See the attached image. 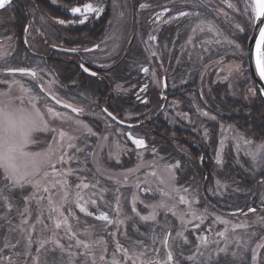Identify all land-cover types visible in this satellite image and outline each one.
<instances>
[{"label": "rangeland", "instance_id": "374dc122", "mask_svg": "<svg viewBox=\"0 0 264 264\" xmlns=\"http://www.w3.org/2000/svg\"><path fill=\"white\" fill-rule=\"evenodd\" d=\"M135 2L139 4H146L148 7L140 8L142 11L138 17H141L140 22H136ZM207 8L192 7V4L182 3L181 0H112L110 5L112 7V16L108 23V28L99 43L97 50H91L83 55L85 61L97 69L103 70V77L109 75L106 70L115 65L116 61L122 60L128 51L132 50L133 56L140 57L139 62L135 68L138 74L142 77L141 88L135 95L136 102L139 100L144 104L143 100H148V93L151 91L153 96H157L159 100L156 116L149 115L148 118H157L160 115L167 123L169 130L174 128H180L188 131V128L195 129L192 137L183 136L187 145L197 148L198 150H212V155H206L203 153L201 157L197 159L199 166L203 168L204 159L208 157L210 161L215 164L214 170L220 172L225 168V164L229 161L227 158H232V163L241 165L244 167H250L248 174L256 175L264 173V152L257 154L254 161L250 153L257 152L260 145L264 144V141H256L252 136H248L246 132L239 130L236 126L230 122H221L218 118L211 119L213 116L205 117L202 115L204 112L199 103L205 104L204 100L198 93L184 94V99L174 98L178 92H183L181 88L186 87L190 82L197 81L199 88H194L193 91L198 90L205 98V94L210 97L212 85L217 83L226 84L230 90L231 96H249L255 95V84L252 77L247 72V60L246 49L243 48V53L237 52L234 47H229L227 40L231 39L235 42L237 38L246 34L249 26L253 23L249 22L248 17L251 16V11L248 15H241L240 12H234L228 8V0H204ZM250 3L251 0H248ZM94 6L100 2L99 0H92ZM233 3V2H232ZM234 4V3H233ZM59 6L63 7V4ZM104 6V4H103ZM238 8L239 6L236 5ZM83 7V6H82ZM241 10L243 5H240ZM166 9L168 11H166ZM219 9V12L216 10ZM105 11V7H104ZM180 11L199 12L201 15L180 17L174 19L179 15ZM27 12L30 13V20H26L24 23V29H26L29 23L28 43L30 51L33 54H38L46 57H53L57 59H65L71 61V57H66L58 54H51L50 49L52 47H64L61 38L62 34L68 27L81 26L84 24H66L61 25L57 21L51 19L47 15L40 14L35 7L29 6ZM70 12V11H69ZM104 13V12H103ZM228 14L226 19L223 15ZM103 15V14H102ZM101 15V16H102ZM100 16V18H101ZM74 20H78L79 17H73ZM12 20L11 13L5 12L0 14V79H7L8 84H0V91H7L12 97H23L25 104L28 103L29 96L37 94L38 99L35 101L37 107L41 113L45 116L50 128H55L58 131H63L69 136L75 137L72 141L77 147H82L83 151L77 152L75 148L67 149L68 155L74 158L66 164H57V168L74 169L82 171L73 172L68 176L69 182V196L65 201L62 210L64 214L69 217V223L72 226V230L76 232L79 239L85 241L104 239L106 241L107 253L105 254V260L110 261L112 254L115 252V241L109 233L116 231L117 225H106L104 222L97 221L94 218L95 214L100 212H107L109 217L114 221L116 219H125V224L120 226L119 231L116 234V239L125 247L131 248L133 240H142L144 245L147 246V255L149 257L154 256L153 247L160 249V256H165V251L161 247L159 240L163 239V236L171 231L172 237L170 243H173L174 254L178 250L175 245H180V249L183 250L185 256H192L195 254L196 248L199 242L196 240L197 236H207L209 244L207 247H202L201 251L205 253V256H216L219 248H223L229 241V250L231 252L246 254V264H253L251 261L252 250H258L260 257L262 258L261 264H264V248L257 249V245L264 242V180L262 185H257V196L248 200L245 205L247 208H251L253 204H258V209L255 212H246L247 214L232 216L231 213L237 211L236 201H231L225 198L234 197L240 191L234 190V192L227 194L228 187L226 182L222 179V176L214 174L210 178V185L208 184L209 177L207 175L201 176L199 180H196L194 172L191 171V165L194 160L189 157L188 166H182L180 162L173 160L167 153L165 146L161 149L158 148L153 152L150 149L147 140L144 137L143 129L145 122H151V120L138 122L140 116L128 114L122 117L120 120L130 124H141L136 128H123L114 124L103 112V108L107 109L102 102H100L99 96L96 94L97 88H88V90L79 91L77 89L62 88L57 82L58 72L53 66L46 67L44 61H35V56L28 54L26 50L22 48V44H15L14 42L21 39V36L15 32H12ZM97 20L94 16H90L88 22ZM203 20L205 23L209 21L215 22L219 28V34L208 32L207 30L201 32L196 26ZM229 20L233 21L230 25ZM167 21V23H166ZM87 22V23H88ZM236 25H239L244 29L243 33H240ZM170 27L171 31H175L174 37L169 33L164 32V28ZM252 27V29H253ZM193 29H196L193 31ZM137 30V31H136ZM136 31V35L133 34ZM252 31V30H251ZM251 31L248 32V38ZM174 34V33H173ZM150 36H155L156 40H150ZM221 41L217 44L216 41ZM180 43V46L168 44ZM182 44V45H181ZM18 48H21L17 51ZM89 49V48H87ZM85 49V50H87ZM152 52H156V56L152 55ZM27 56H31L28 59ZM145 57L144 62L141 60ZM34 58V59H33ZM31 60V61H28ZM118 73L122 71L120 65L122 61H118ZM23 63V64H22ZM29 63V64H28ZM27 64V65H26ZM229 64L235 66L239 64L241 66L240 72L233 71L229 75ZM44 68V72H39L37 66ZM8 67H29L38 71L39 75L37 80L43 84L46 92L56 96L64 102L72 104L75 107L83 109V118H79L73 113L63 110L52 103L39 89L37 81L32 80L30 77L16 76L10 77L5 75V69ZM147 67L149 72L145 74L143 68ZM61 72V71H60ZM40 77L43 79L40 80ZM16 79L20 81L25 88L31 89V92H24L20 86L13 84L12 80ZM164 81H166L168 93L164 92ZM194 83V82H193ZM147 84V88L144 85ZM74 85H78L77 82ZM72 85V86H74ZM98 87V85H96ZM82 88V87H81ZM86 89V88H85ZM135 90V86L130 87L125 83L117 84L114 87L115 94L124 98L131 93V90ZM148 92V93H147ZM180 94V93H179ZM155 96V97H156ZM243 96V97H244ZM139 97V98H138ZM201 99V100H200ZM20 101L17 100V103ZM52 107L56 112L63 115V119H56L47 114V107ZM163 106V109L161 110ZM109 111V110H108ZM110 112V111H109ZM114 115V114H113ZM117 118L119 116L114 115ZM204 119H208L211 122L218 124V142L216 148H207V142L211 140L209 138L210 133L206 130L204 125ZM76 120H80L87 124L95 133L91 135L80 129L75 124ZM93 121V124L91 123ZM136 121V122H135ZM95 122V123H94ZM147 122V123H148ZM96 128H93V126ZM128 133H131L135 137L143 138L146 141V149H136L131 140L128 139ZM201 134V136H200ZM56 135L53 132H38L34 134V140L36 141L30 145V151H44L52 144L51 138ZM164 135V133L162 134ZM196 135V136H195ZM169 139H175V136H169ZM200 137V138H199ZM57 139H59L57 137ZM67 143V141H65ZM103 145V147H101ZM211 147V145H209ZM161 149V150H160ZM183 150L186 154L191 152V148L183 146ZM164 152V153H163ZM61 155L60 151H57L52 160L56 161ZM222 159V164H216L217 158ZM117 160L119 162H117ZM202 160V162H201ZM179 163V168H172V171L176 174V180L171 181L168 173L165 171V166H174ZM125 168V169H124ZM124 169V170H121ZM230 169V168H229ZM129 170H134L129 172ZM155 172L156 175H151ZM127 174L128 179L125 182L121 174ZM192 173V174H191ZM2 176V170H0ZM114 175L115 179L109 180L107 177ZM79 177V178H78ZM87 177L88 181H93V178L99 180V185L96 189H77L75 185L80 183V178ZM220 177V178H219ZM187 179V180H184ZM120 181L117 185L116 180ZM264 179V178H262ZM163 181V183H161ZM185 181L180 186L179 184ZM219 181V186L217 185ZM139 183L140 188L137 189L135 185ZM120 187V204L119 212L116 211V200L114 191L115 188ZM180 189L179 192L173 191V187ZM101 188H108L109 191L103 193L104 199L101 200L99 194L93 196L92 193H99ZM184 188H188L189 192L185 193ZM150 189V191H145ZM31 189H25L24 194H28ZM54 191H59L57 188ZM80 192L86 200L96 199L97 204L93 206L88 204V209L93 212V216H86L79 211L76 207V193ZM193 192H195V200L191 204V208L187 205L179 203V196L185 195L187 198L192 199ZM204 192V193H203ZM19 194V192H17ZM164 193H167L165 196ZM203 193V194H202ZM41 195H46L41 193ZM138 196L139 200H143L145 204H156L161 200L166 201L169 206L174 207L175 211L179 213H185L186 220H192L191 211H195L197 215H202L204 218L203 224L199 228H195L194 225L200 223L199 220H192L191 224L181 225L178 216H173L171 212L166 209H158L157 217L155 221H140L139 217L132 212V198ZM203 195V197H202ZM257 197L258 199L257 201ZM205 198V200L203 199ZM59 201V197L56 198ZM211 203H210V201ZM196 200L199 203H196ZM208 200V201H207ZM216 200V201H215ZM32 215L29 223L36 221L37 217V204L32 202ZM39 207L44 209V216L41 217L44 220V224L48 225L45 229L43 225L36 224V230L32 233L34 240L41 237L43 234L46 238H51L53 233H56V239H59L62 244L67 247L68 240L63 238L65 236V228L54 229L53 222L46 217L47 212V200L40 203ZM137 211L141 215H148L151 212V208H145L139 201L136 204ZM255 208V207H253ZM261 208V209H260ZM244 209V208H243ZM14 213V212H13ZM74 214V215H73ZM0 215H3L0 209ZM55 215V214H53ZM219 216L222 219L229 221L227 225L221 224L216 220ZM131 217L132 219H127ZM244 225L245 227L234 226ZM27 227V226H25ZM228 229L226 238L220 237L218 233ZM138 229V231H137ZM210 229V230H209ZM3 229H0V233ZM180 230H184V235L187 237L189 243L184 244L182 238H178L176 233ZM123 233H126L124 235ZM143 233L144 235H141ZM157 237V243L153 246L151 236ZM239 240L241 247L237 248L236 241ZM212 241H218L219 243H211ZM15 242V239L12 240ZM74 243V241H73ZM37 245H33L32 250ZM51 244L46 248H51ZM53 247V246H52ZM103 247V245L101 246ZM16 252L23 251V243L15 249ZM141 247L137 246V251H140ZM77 252V257L74 258L75 264H82L84 257L79 255V249H72ZM92 251L95 253L99 262L100 248L94 247ZM10 252H12L10 250ZM33 256L36 251H33ZM57 256L60 255L59 249L55 252ZM22 256V255H21ZM52 256V255H51ZM27 259L30 256H25ZM118 259H123L122 256L117 254ZM17 258V256H16ZM50 258V253L47 257H41V264H44V260ZM65 258L67 256L65 254ZM180 260V264H202V258L197 255L196 260H186L177 256ZM230 259V258H229ZM30 264H33L32 257L30 258ZM17 264V259L13 262ZM90 264V262H89ZM131 264V261H129ZM212 264H226V260L223 254L212 262ZM235 264V262H233Z\"/></svg>", "mask_w": 264, "mask_h": 264}, {"label": "snow or ice", "instance_id": "6c2138e0", "mask_svg": "<svg viewBox=\"0 0 264 264\" xmlns=\"http://www.w3.org/2000/svg\"><path fill=\"white\" fill-rule=\"evenodd\" d=\"M12 0H0V10L5 9L11 5ZM182 3H191L194 9L196 8H207L208 5L205 4L204 0H181ZM243 4V9L241 10L235 4L228 0V8L232 9L234 12H240L241 15H248L251 11V16L248 17L249 22L255 25L254 28V38L249 44L248 54L251 64L254 66L256 74L259 76L260 80H264V0H251L249 3L248 0H241ZM148 5L141 4L140 8H146ZM70 15L72 17H79L78 20H69L65 21L63 19L58 20L57 22L61 25L66 24H84L88 22L90 16L99 19L104 12L103 3H99L94 6L92 3H87L83 7H73L70 10ZM166 11H168L166 9ZM219 12V9L216 10ZM201 14L199 12L193 11H180L177 17H188V16H197ZM225 18H228V14H223ZM167 23V21H166ZM233 21L229 20L231 25ZM201 32L207 30L215 34H219V28L213 21L205 23L201 20V23L196 26ZM240 33L244 32V29L239 25L235 26ZM196 29H193L195 31ZM150 40L155 41V36H150ZM217 44H220L221 41L217 40ZM229 47H234V49L243 53V45L241 43L235 42L231 39L227 40ZM97 47H99L97 45ZM72 51H75L73 49ZM87 51H91L88 49ZM153 56H156V52H152ZM85 73L90 74L91 76H96L97 72L91 71L89 67H85L83 64L80 65ZM229 75L233 71L240 72L241 66L236 64L235 66L229 64ZM39 72H44L45 69L37 66ZM143 72L147 74L149 69L147 67L143 68ZM18 75L23 77H30L32 80L37 81L39 84L40 91H44V86L40 83L38 78V71L29 67H8L5 69V75L10 77H16ZM43 78L40 77V80ZM13 84L20 86L21 90L24 92H31V89L25 88L20 81L13 79ZM0 84H8L7 79H0ZM165 87L167 84L165 83ZM147 88V84L144 85V88L141 91H144ZM139 98V97H138ZM38 99L37 94H32L29 96L28 103L25 104L23 97H12L7 91H0V170H2V176H0V209H3V215H0V229L6 231L4 237L3 247L0 248V253H3L4 249H17L21 243H23V251H17L15 254L17 256L24 255L32 257L33 264H41V257H47L49 253H55L59 249V256H52L51 258L45 259L44 264H75L74 258L77 257V252L72 251V249H79V255L84 257L82 264H180V260L177 259V256L186 260H196L197 255L202 258V264H212L220 254H223V257L226 260V264H246V254L244 252L237 253L231 252L229 250L230 241L225 244L223 248H219L216 256L212 255L205 256V253L201 251L202 247H207L210 243L207 236H197L196 240L199 242L195 254L192 256H185L180 245H175L178 249L174 254L173 243H170V238L172 237L171 231H168L163 239L159 240L161 247L165 251V256H160V249L153 247L154 256L149 257L147 255V246L144 245L142 240H133L132 247L128 248L122 245L119 240L116 239V234L120 229V226L125 224V219H116L115 221L111 219L107 212H100L95 214L90 212L88 209V204L91 203L93 206L97 204L96 199L86 200L83 195L78 191L76 193V207L81 213L86 216H93L95 220L104 222L106 225H112L115 223L117 229L114 232L109 233L115 241V252L112 254V259L110 261L105 260V254L107 253L106 241L104 239L99 240H88L79 239L76 232L72 230V226L69 223V217L64 214L62 210L65 201H67L69 196V182L67 177L72 175L73 172L82 171V169L74 170L71 168H57V164H66L68 161L72 160L74 157L68 155L67 149L75 148L77 152L83 151L82 147H77L72 141L75 139L73 136L67 135L63 131H58L55 128H50L48 125L45 116L41 113L40 109L37 107L36 100ZM51 99L55 100L57 105H60L62 108L70 109L72 113L79 115L82 113L83 109L73 106L67 102L58 99L56 96H52ZM17 100L20 102L17 103ZM143 103H147V100H143ZM107 113L108 117H111L112 120H116V116L112 112H109L107 109H103ZM47 114L56 119H63V115L59 112H56L52 107H47ZM202 115L207 117L208 112H203ZM215 117H211L214 119ZM122 123V121H120ZM75 124L78 125L80 129L85 130L86 133L95 135L93 130L85 123L80 120H76ZM38 132H53L56 133L51 138V142L56 147L51 145L44 151H30V145L35 143L34 134ZM57 137L59 139H57ZM128 139L131 140L132 144L135 145L136 149H146L147 144L145 139L135 137L131 133H128ZM67 141V143H65ZM103 147V145H101ZM60 151L61 155L56 161L52 160V156ZM155 152V149H153ZM264 152V144L260 145L257 149V152L250 153L253 160H256L257 154ZM117 162H119L117 160ZM202 162V160H201ZM216 164H222V159L217 158L215 161ZM179 168V163L174 166H165V171L169 175L171 181L176 180V174L172 171V168ZM134 170H129L132 172ZM124 181L128 179L127 174H121ZM151 175L155 176L156 173L152 172ZM79 178V177H78ZM109 180L115 179L114 175H109L107 177ZM87 177L80 178V183H77L75 187L77 189H96L99 185V180L88 181ZM117 185L120 184V181L116 180ZM163 183V181H161ZM219 186V181L216 182ZM137 189L140 188L139 183L135 185ZM59 188V191H54ZM25 189H31L28 194H24ZM175 192H179L180 189L175 186L172 189ZM109 191L108 188H101L99 193L93 192L92 195L95 196L99 194L100 199L103 200V193ZM145 191H150V189H145ZM185 193L189 192L188 188H184ZM19 192L20 196L17 197L15 194ZM41 193L46 195H41ZM115 200H116V211L119 212L120 204V187L117 186L114 191ZM166 196L167 193H164ZM59 197V201H57ZM17 199H22L23 206L15 203ZM44 200H47V219L53 222L54 229L59 230L62 226L65 228V236L68 240V245L65 247L64 244L60 242L59 239H56V233H53L51 238H46L41 234V237L34 240L32 233L36 230V224H41L45 229L48 228V225L44 224V220L41 218L44 216V209L39 207L40 203ZM195 200V192H193L192 199L187 198L185 195L179 196V203L182 205H187L191 208V204ZM35 201L37 204V219L36 223H29L31 219L32 211L31 204ZM139 201L140 204L144 205L145 208H151V212L148 215H141L137 211L136 204ZM132 212L139 217L140 221L148 222L155 221L157 217L158 209H166L171 212L173 216H178L181 225L191 224L192 220H199L200 223L194 225L195 228H199L204 222L202 215H197L195 211H191L192 220L185 219V213H177L174 207L169 206L166 201L161 200L156 204H145L143 200H139L138 196H133L132 198ZM196 203H199L196 200ZM264 203V200H262ZM15 210V216L12 213ZM237 211H243L238 209ZM250 212H255V208H250ZM55 214V215H53ZM235 214V213H234ZM247 214V213H245ZM74 215V214H73ZM19 218V223H14V219ZM127 219H132L128 217ZM216 220L224 225L229 223L228 220L222 219L217 216ZM27 226V227H25ZM235 227H245L244 225L234 226ZM210 230V229H209ZM138 231V229H137ZM228 229L225 228L224 231H220L218 235L220 237H225ZM126 235V233H123ZM141 235H144L141 233ZM178 238L183 239L184 244H188L189 241L184 235V230H180L176 233ZM15 239V243L12 240ZM152 245L154 246L157 243V237L155 235L151 236ZM74 241V243H73ZM211 243L218 244V241H212ZM37 245L36 254L33 256L32 248L33 245ZM51 244L53 247L46 248V245ZM103 245V247H101ZM137 246L141 247L140 251H137ZM237 248L241 247L239 240L236 241ZM94 247L100 248L99 262L95 253L92 251ZM264 248V242L257 245V249ZM65 254L67 259L65 258ZM117 254L123 257V259H118ZM230 258V259H229ZM262 258L260 257V252L258 250H252L251 261L253 264H261ZM7 261V264H13V261L10 256L0 257V264H4Z\"/></svg>", "mask_w": 264, "mask_h": 264}, {"label": "trees", "instance_id": "16d2710c", "mask_svg": "<svg viewBox=\"0 0 264 264\" xmlns=\"http://www.w3.org/2000/svg\"><path fill=\"white\" fill-rule=\"evenodd\" d=\"M102 2H109V0H99ZM17 3L14 4L12 8L13 14H16L20 18L24 20V23L26 20H30V13L27 12V9L29 6H33L36 8L37 11H39L41 14L47 15L51 19H63V20H69L68 15L65 13L66 7L73 8V7H82L87 3L92 2V0H20L16 1ZM235 5H238L239 8L240 5H243L241 3V0H231ZM110 3V2H109ZM57 4H63L64 6H58ZM17 8L18 13H17ZM111 13L106 12V14L101 17L99 20L94 21V24H87L85 26L81 27H68L65 32L62 34L63 37V45L64 47L70 48V49H80L84 50L88 47H93L95 44L101 43L106 30L108 26V22L110 21ZM253 25L249 26L247 33L238 37L237 41L238 43H241L243 45V48L246 49L247 46V40H248V32H250ZM24 27L19 28V32L22 34ZM172 28L169 29L170 34L173 36V33L175 31H171ZM252 33V31H251ZM251 35V34H250ZM177 47V46H176ZM178 48V47H177ZM132 50L128 51V54H126L124 57H122V63L120 65L122 71H119L118 73V65L119 62L116 61L115 65L112 66L111 69H109L108 74L104 77L103 74L99 75L98 78L90 77L86 74H84L79 67L76 68V82L78 85H75V87L71 86L70 81V66L69 65H61L59 68L58 64H54L53 67L58 72V83L61 87L66 89H77L79 91H85L88 90V88H97V95L99 96L100 102L106 106V108L112 112L114 115L119 116V119L122 117L127 116L128 114H133L136 116H140V120L138 122L147 121L148 119L151 120V122L147 123L145 122V125H143V129H146L144 132V137L147 140L149 147L151 150L161 147V149L165 146L167 148V153L171 159L176 160L177 162H180L182 166L188 167L191 166V171L194 172L196 180H199L201 176L207 175L209 177L208 184L210 185V178L214 174H216L214 170L215 164L213 161H210L208 157H206L205 160L210 161V167L209 171H205V169L201 168L199 166L197 159H199L203 153L206 155H212V150L206 151V150H198L197 148H193L184 140V135L188 137L193 136V132L195 129L188 128V131L182 130L180 128H174L173 130H169L167 127V123L163 120L162 117H153L148 118L149 115H153L157 113V109H159L158 103L159 100L157 99V96H153L152 92L150 91L148 93V102L142 104L139 100L136 102L135 95L138 92V89L141 88L142 84V77L138 74L133 72V67L136 66V64L139 62L140 57L142 56H133ZM145 57L141 60V62H144ZM59 70L61 72H59ZM194 82V83H193ZM125 83L127 86L133 87L135 86V90H131V93L121 98L120 96H117L114 91V87L117 84ZM98 85V87L96 86ZM213 87H211V94L210 97H208L205 94V98L203 99L205 104L202 102L199 103L201 108L204 112H208L209 116H213L218 118L221 122H230L234 126H236L239 130L244 131L247 133L248 136H252L253 139L256 141H264V102L263 100L257 95L256 87H255V95L253 97L247 96H239L234 97L231 96L230 90L228 89L226 84L223 83H217L213 84ZM82 87V88H81ZM86 88V89H85ZM194 88H199L197 81L190 82L186 87L181 88L184 93L178 92V94L174 98H179V100L184 99L183 96H185L188 93H196L193 91ZM180 93V94H179ZM185 94V95H184ZM201 100V99H200ZM156 116V114H155ZM122 120V119H121ZM136 122V121H135ZM205 126L207 127L206 130L210 133L209 140L207 142V148H216L217 142H218V124L209 121L208 119H204ZM93 124V121L91 122ZM95 123V122H94ZM93 126V128H96ZM98 127V126H97ZM164 133V135H162ZM175 136V139H169V136ZM196 136V135H195ZM201 136V134H200ZM200 138V137H199ZM211 145V147H209ZM183 146L187 148H191V152L189 154H186L183 150ZM160 149V150H161ZM163 150V149H162ZM164 153V152H163ZM200 154V155H199ZM189 157L194 160L191 165L188 166V160ZM229 161L226 163L225 168H230L229 165L232 164V158H227ZM125 169V168H124ZM121 169V170H124ZM192 174V173H191ZM224 174V173H223ZM1 176V175H0ZM218 176H222L221 174ZM219 177V178H220ZM223 179H226V175L222 176ZM239 178L236 181H240L243 179V176H238ZM184 180H187L184 178ZM185 181H182L179 185L183 187V183ZM245 184L244 189L241 188L237 195V198L234 199V197H225L228 200L231 199V201H236V206L238 209H247V205L245 203L252 199L253 197L257 196V185L260 183H252ZM234 192L233 190L229 189L227 194H230ZM17 197L20 196V193L15 194ZM260 199L257 197V201ZM216 201V200H215ZM15 203L19 204L21 207L23 206L22 199H17ZM32 207V205H31ZM1 212L3 213L4 210L1 209ZM13 216H15V210L14 213H12ZM37 217V216H34ZM14 223H19V218L14 219ZM0 223H3V221H0ZM33 223H36L35 220H33ZM6 235V231L2 230L0 233V248L3 247L4 243V237ZM15 243V242H14ZM50 244L46 245L49 246ZM37 247V246H36ZM36 247H34L33 251H36ZM52 247V246H51ZM10 252L9 249H4L3 253H0V257L2 256H10L12 261L14 262L17 259V264H30V258L27 259L24 255L17 256L16 250L13 249ZM21 251V250H20ZM57 256L56 253H50V258L52 256ZM17 256V258H16ZM4 264H7V261L4 262ZM15 264V263H13Z\"/></svg>", "mask_w": 264, "mask_h": 264}, {"label": "bare ground", "instance_id": "6f19581e", "mask_svg": "<svg viewBox=\"0 0 264 264\" xmlns=\"http://www.w3.org/2000/svg\"><path fill=\"white\" fill-rule=\"evenodd\" d=\"M112 0H109V2H111ZM100 2H102V1H100ZM109 2H102L103 4H104V7H105V11H104V13H103V15L101 16V17H103L105 14H106V12H109L110 11V13H111V16H112V7H111V5H110V3ZM58 6H59V4H57ZM140 5H141V3L139 4V2H135V12H134V14H135V16H136V22L135 23H138V21L140 22V19H141V17H138L140 14H141V10H140ZM71 8H69V7H66V9H65V13L68 15V17H69V20L71 19V20H74V18L70 15V12H69V10H70ZM41 14V13H40ZM140 18V19H139ZM100 19V18H99ZM99 19H97V20H99ZM54 20H59V19H54ZM69 20H65L66 22L67 21H69ZM97 20H95V21H97ZM94 21H91V22H88V23H86V24H84V25H81V26H85V25H87V24H94L93 23ZM109 23V22H108ZM81 26H72V27H81ZM107 28H108V26H107ZM165 30H163L164 32H167V33H169L170 34V32H169V29H170V27L168 28V27H166V28H164ZM137 31V30H136ZM136 31H135V33L133 34V36H135L136 35ZM171 35V34H170ZM174 35H175V33L173 34V37H174ZM172 36V35H171ZM104 38V37H103ZM250 38V37H249ZM249 38H248V40H247V45H248V41H249ZM63 38H61V41H59L60 43H63ZM2 43H3V41H2ZM28 43V42H27ZM25 45V43L23 44V46ZM97 45L99 46V43L98 44H95L93 47H88L89 49H91V50H97L98 49V47H97ZM172 45H174V47L175 46H180V43L179 42H177L176 44H168V46H171L172 47ZM182 45V44H181ZM28 47H29V43H28ZM57 47V46H56ZM55 49H59V50H70V51H72L73 49H70V48H67V47H60V46H58L57 48H55ZM88 50V49H87ZM87 50H80V49H75V51H73V52H77L78 54H80V53H85V52H89V51H87ZM63 53V52H62ZM246 53H247V46H246ZM77 54V55H78ZM28 57V59H31V56H27ZM44 58H46V57H44ZM34 59V58H33ZM35 61H31V60H28V61H31V62H37V61H42V60H40V59H38V58H35L34 59ZM246 60H247V56H246ZM23 64V63H22ZM29 64V63H28ZM27 65V64H26ZM79 68L81 69V67H80V65H79ZM132 69H134L133 70V72H135V73H138L137 72V70L135 69V68H132ZM81 71L84 73V74H86L82 69H81ZM107 72V71H106ZM247 72H248V74H249V76L251 77V73H250V71H249V68H248V61H247ZM86 75H88V74H86ZM99 75H101L100 73H99ZM17 76H20V75H18L17 74ZM88 76H90V77H94V78H96V76H91V75H88ZM97 76H98V73H97ZM99 77V76H98ZM263 82H264V80H263ZM256 91H257V89H256ZM194 92H196V94L198 93V95L199 96H201V99H204V96H202V94H201V92L200 91H198V90H195ZM182 93H184V92H182ZM257 95L263 100V102H264V99H263V97H262V95L257 91ZM163 109V106H162V108H161V110ZM69 111V110H68ZM69 112H71V111H69ZM72 113V112H71ZM74 114V113H73ZM160 116L159 117H162L161 115V112H160V114H159ZM204 165H203V169H205V171H209V170H206V169H209V167H210V161H208V160H205L204 159V163H203ZM225 165H227V164H225ZM235 165V163H232L231 165H229V167H230V169L229 168H226V169H223V170H221L220 172H217L216 174H225L226 175V179H223V178H220V179H222L224 182H226V183H228L227 184V187H228V189H231V190H240L241 188H243L244 189V187H245V184L247 185V184H250V182H252V183H258V181L261 183V185H262V180H264V179H262V178H264V173H262V174H254V175H250V174H248L247 172H248V170L246 171V170H244V169H251L252 170V168H250V167H242L241 165H239V164H236V166H234ZM202 168V167H201ZM216 172V171H215ZM243 176V179L242 180H240V181H236L239 177L238 176ZM251 183V184H252ZM204 193V192H203ZM202 193V194H203ZM202 197H203V195H202ZM204 200H205V198H203ZM208 201V200H207ZM209 201H210V199H209ZM210 203H211V201H210ZM237 208V210H238V207H236ZM251 208H253V207H251ZM255 209H258V204L255 206ZM261 209V208H260ZM235 213V214H234ZM233 216H235V215H239V213H236V212H233V213H231Z\"/></svg>", "mask_w": 264, "mask_h": 264}, {"label": "flooded vegetation", "instance_id": "af4514ba", "mask_svg": "<svg viewBox=\"0 0 264 264\" xmlns=\"http://www.w3.org/2000/svg\"><path fill=\"white\" fill-rule=\"evenodd\" d=\"M17 0H15V2L13 3V6L11 7V8H9V10H7L6 12H8L9 11V13H11V15L13 16V20H12V24H11V27H12V32L15 30V32L18 34V36H21V39H18V40H16L14 43L15 44H17V45H19V44H22V46H23V44L25 43V45L23 46V50L25 51L26 50V52L28 53V54H32V55H34L35 56V58H38V59H40V60H42V61H44L45 62V64H46V67H48L49 66V68H50V66H53L54 64H58L59 66V68L61 67V65H69L70 66V70H71V72H70V81H71V86L72 85H74V83L76 82V68L77 67H79V64L82 62V61H84L88 66H90L93 70H95V72H97L98 73V76H99V73L100 74H103L102 72H103V70H100V69H97V68H95L94 66H92V65H90L87 61H85V59L83 58V55L85 54V53H87V52H85V53H80V54H78V55H71V54H66V53H62V52H60L58 49H55V48H57V47H52L51 49H50V52H51V54H58V55H62V56H66V57H71V58H75V59H71V61H68V60H65V59H57V58H53V57H46V56H42V55H38V54H33L31 51H30V48L28 47V39H27V37H28V33H29V23L27 24V27H26V29L23 31V33L21 34L20 32H19V28H21V27H24V20L22 19V18H20L19 16H17L16 14H13V12H12V8L13 7H16V6H14V4L15 3H17L16 2ZM18 1H20V0H18ZM22 1V0H21ZM18 9L19 8H17L16 10H17V13H18ZM2 13H5V12H2ZM2 13H0V14H2ZM25 23H26V21H25ZM0 42L2 43V40H0ZM21 48H18L17 49V51H19ZM44 57H46V58H44ZM110 69V68H109ZM109 69L108 70H106V71H109ZM59 72H60V70H59ZM98 76H96V78H98ZM58 82V81H57ZM73 87H75V85L73 86ZM63 88V87H62ZM40 89V88H39ZM45 90V89H44ZM65 90H67L66 88H65ZM42 93L46 96V94L42 91ZM104 109V108H103ZM66 110V109H65ZM66 111H68V110H66ZM82 113H83V111H82ZM84 116V115H83ZM81 118H83V117H81ZM256 206V204H253L252 205V207H255ZM250 208H247V209H243L242 208V210L243 211H234V212H236V213H240L239 215H243V214H245L248 210H249ZM243 213V214H242ZM239 215H235V216H239ZM233 216V215H232Z\"/></svg>", "mask_w": 264, "mask_h": 264}, {"label": "water", "instance_id": "95a60500", "mask_svg": "<svg viewBox=\"0 0 264 264\" xmlns=\"http://www.w3.org/2000/svg\"><path fill=\"white\" fill-rule=\"evenodd\" d=\"M15 2V0H12V2H11V5L9 6V7H6L5 9H3V10H0V13L1 12H4V11H6L7 9H9L11 6H12V4ZM254 28H255V25H254V27H253V31H252V33H251V35H250V38H249V41H248V45H247V61H248V68H249V71H250V73H251V77H252V80L254 81V84H255V86H256V89H257V91L262 95V97H263V99H264V82H263V80H260V78H259V76L256 74V72H255V69H254V66L251 64V61H250V59H249V54H248V48H249V44L251 43V41L253 40V38H254V35H255V32H254ZM59 50V49H58ZM60 52H63V53H66V54H71V55H77L78 53L77 52H73V51H70V50H59ZM81 64H83L85 67H89L90 68V70L91 71H95V70H93L90 66H88L84 61H82L79 65H81ZM82 69V68H81ZM83 70V69H82ZM86 74H88V73H86ZM88 75H90V74H88ZM97 76V75H96ZM165 83H166V81H164V92H166V93H168V89H167V87H165ZM46 95H47V97L56 105V106H58V107H60V108H62L60 105H57L56 103H55V100H53V99H51V97H52V95H50V94H48V93H46L45 92V90L43 91ZM62 109H66V108H62ZM66 110H69V111H71L70 109H66ZM104 112V111H103ZM105 113V112H104ZM76 116H78V117H81L82 116V113H80L79 115H77L76 113H74ZM106 114V116H107V113H105ZM108 117V116H107ZM111 121H113L115 124H117L118 126H120V127H123V128H128V129H130V128H136V127H139V126H141V124H130V123H127V122H124V121H122V123L120 122L121 120L119 119V118H117L115 121L114 120H112L111 119V117H108ZM149 123V122H148Z\"/></svg>", "mask_w": 264, "mask_h": 264}]
</instances>
